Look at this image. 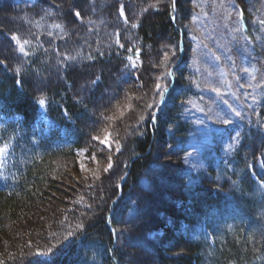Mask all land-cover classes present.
I'll return each instance as SVG.
<instances>
[{
  "label": "trees",
  "instance_id": "16d2710c",
  "mask_svg": "<svg viewBox=\"0 0 264 264\" xmlns=\"http://www.w3.org/2000/svg\"><path fill=\"white\" fill-rule=\"evenodd\" d=\"M226 3L236 17L238 7L243 13L251 35L244 46L251 55L244 61L253 66L261 55L264 59V0H0V146L7 145L9 153L13 145L18 159L15 152L26 157L25 144H40L28 153L35 161L15 187L0 193V264H56L65 250L58 264H264V186L247 171L233 183L219 167L223 174L216 179L225 185L215 192L202 173L186 172L189 160L199 162L187 157L190 135L200 133L193 111L205 112L202 99L211 87L204 83L212 80L192 66L204 65L206 74L210 66L220 74L214 68L218 56L224 61L236 54L237 43L214 35L219 36L210 42L215 56L208 51L200 59L193 50L209 41L204 33L189 35L185 24L210 22L208 13H223ZM13 35L28 41L27 55ZM180 46L174 85L153 121L160 99L155 85L169 82ZM129 49L139 52L136 67L127 61ZM255 71L251 67L254 109L241 111L243 125L234 129V153L243 166L264 155V87L259 86L264 71ZM104 89L112 93L104 95ZM41 98L53 125L40 120ZM206 110L218 114L220 108ZM14 112L25 118L8 119ZM106 125L111 147L93 139ZM83 148L94 159L89 176L79 179L76 151ZM109 158L113 167L105 171ZM163 177L175 185L164 189ZM160 221L162 234L149 237ZM78 224L83 229L77 230ZM205 229L215 237L209 239ZM69 232L80 237L77 245L68 242ZM179 244L183 249L174 255Z\"/></svg>",
  "mask_w": 264,
  "mask_h": 264
},
{
  "label": "rangeland",
  "instance_id": "374dc122",
  "mask_svg": "<svg viewBox=\"0 0 264 264\" xmlns=\"http://www.w3.org/2000/svg\"><path fill=\"white\" fill-rule=\"evenodd\" d=\"M222 7L224 8L223 13L218 14L216 10H213V13L215 14H209L208 16H211V18H208V21L210 20V22H207L204 20V22L199 19L198 22L197 21H192L191 22H186L185 24V29L188 32L189 35L196 36L198 35H202V33H204V36H206L203 39H207L209 41V43H205L204 45L201 46V48L199 47L198 51L197 50H193L195 54H199V58L201 59V57L204 55L206 56V54L208 53V51L210 52L211 56H215V52H214V48H212L213 46L210 45L211 39L214 35H219L222 36L223 38H237V40L239 41V43L242 41L241 39H247L248 37L247 35L243 36V38L240 36L239 31H238V24H237V17H236V9H234L232 7V5L230 4H222ZM261 15L264 16V9H262V13ZM214 18V20H213ZM203 23V24H202ZM211 27V28H209ZM202 36V37H204ZM219 36H214L216 38H218ZM201 37V38H202ZM211 49V50H210ZM135 55V54H134ZM208 55V54H207ZM131 57V56H130ZM132 59L129 60V62L131 63V66H137L139 64V60L138 57H131ZM217 61L219 62V65H221L222 69H221V73L227 74L228 72V76L225 78L224 84L221 85V82H217L216 83V77L219 75H213L212 72L209 71V68L206 69V71L209 72L211 79L213 80V84L211 80H208L204 83V85L211 87V89H208L209 92H211V95L214 99H215V103L211 102V99H209L208 97H204L202 99V101H204L206 103V107L210 108L211 106H213V108L219 107L220 110H218V114L217 113H213L211 110L210 111H206L207 114H209V117L211 118V120H207V125L206 127L208 128V130H210V132L212 133H216L220 132V134H217V137H224L226 134V130H228L229 128L232 127V122L234 124L237 123L238 126H241L243 124H241V118H242V112H248L249 110L254 109L253 106L251 107V99L253 100V93L251 92V88L253 87L251 85V83L254 82V79L252 80L251 78V67L255 68L256 71L255 73H259L262 74L264 71V59H263V55H261L257 60L253 61V66H251V62L248 64L249 68H245L244 65H236V67H230L231 69H228V67H224L226 63L228 65V63H233L232 61H222L220 56H218ZM218 65V66H219ZM198 67H201V70H203L204 66L202 67L200 64L197 63ZM220 67V66H219ZM243 69H248V72H244ZM84 70V69H83ZM194 71V70H193ZM198 75L202 77H206L205 75V71H197ZM257 75V74H256ZM256 80V77H255ZM220 85V86H219ZM227 86V88H226ZM264 87L263 85H259ZM218 88H224L222 90V92H217L214 91V89L218 90ZM116 89V88H113ZM224 90H230V92H225ZM104 95H106L105 93H112L111 90H107L104 89L103 91ZM221 93V94H220ZM252 93V94H251ZM230 94V95H229ZM197 104V103H196ZM248 105V110L242 108L240 109V105ZM225 106V110H221V108ZM110 111V110H109ZM237 113H239V115H237ZM234 119V120H233ZM224 120H228L230 121V123L225 124L223 123ZM246 124H250L251 125V121H246ZM110 128L111 125H106L103 127H100L98 130H96L95 132V137H99L98 141L99 143H101V140H104L106 137H109V132H110ZM111 135H110V139H111ZM210 146H208V149L211 151L212 150V155L215 158L216 161H219L220 159V155L217 153V150L215 148H213L214 146V141L211 139L209 141ZM105 145V144H103ZM107 146V145H105ZM89 149V148H88ZM88 149H84L83 151L80 150L79 152H77V157H76V164L78 166L79 172L74 173L77 175V178L82 177L81 175H86L89 176V173H91V167L90 165L93 164L91 162V159H94V156H92L90 158V154L87 155L88 153H90L88 151ZM93 149V148H92ZM88 151L87 154L85 153V151ZM107 157H110V154H106ZM105 156V158H107ZM90 163V164H89ZM98 162H95V164H97ZM99 163H102V160L99 161ZM257 163L259 166H261L263 168V172H264V162H262L261 159L257 160ZM247 169H248V173L250 175V177H252V179H255L256 176L253 173L254 172V168L252 166V164H248L247 165ZM69 170V169H67ZM189 171L191 172H197V168L194 167L193 165H191L189 167ZM234 169L233 168H229L228 170V174L227 176L229 178H233L235 176L234 173ZM240 172V171H238ZM165 178V179H164ZM80 179V178H79ZM163 179L165 181L162 182V185L164 186V189H167L169 187L173 185H175V182L173 180H168L167 177H163ZM162 179V180H163ZM68 182H70L68 180ZM258 182H260L258 180ZM212 183V185H211ZM209 186L213 189V190H218L221 189V187L219 185L216 184L215 181H212L209 183ZM162 189L165 193V190ZM171 193L170 190L166 191V194ZM66 196V194H65ZM165 197V196H164ZM161 198L160 197V201H166V197L165 198ZM60 198V196H59ZM160 201H157L158 203ZM157 202H153L154 204H158ZM161 203V202H160ZM67 207V206H66ZM30 225V224H29ZM33 225V224H32ZM158 228L157 225H153L152 228Z\"/></svg>",
  "mask_w": 264,
  "mask_h": 264
},
{
  "label": "snow or ice",
  "instance_id": "6c2138e0",
  "mask_svg": "<svg viewBox=\"0 0 264 264\" xmlns=\"http://www.w3.org/2000/svg\"><path fill=\"white\" fill-rule=\"evenodd\" d=\"M173 4H175V0H173ZM119 11H120V15L121 16H124L125 15L123 6H121V8H120ZM74 16L76 18H80L81 17V12L80 11H75L74 12ZM125 21L127 22V18L126 17H125ZM135 26L136 25H133V27H135ZM56 27H59V25H57ZM11 40L12 41H15V43L17 45H19V51L20 52H22L25 55H27V53L24 52V44H27L28 43L27 40H25V41H23V43H21L20 39L17 36H15V35H13L11 37ZM121 46H123V45H121ZM131 59L132 58L129 57V60H131ZM3 64H4V61L3 60H0V65H3ZM243 71L244 72H248V69H243ZM167 75H171V73H167ZM253 79H255L254 76H253ZM17 83H20V81H17ZM92 83H95V81H92ZM166 87H167L166 85H163L162 86L160 83H157L155 85V90H156L157 94L161 97V100L163 99V95H164V91L166 90ZM214 91H218V90L214 89ZM38 103H39V105L44 106L45 105V100L41 98V99L38 100ZM152 106L153 105H148V107H152ZM237 115H239V113H237ZM140 119L143 120L144 117L141 116ZM151 119L153 121H155L156 118L154 116H152ZM223 123L228 124V123H230V121L224 120ZM93 139L99 140L100 138L99 137H93ZM100 142L102 144L107 145L108 147H111L110 134H109V137H106L104 140H101ZM6 150H7V145H4L3 147H0V155H3L6 152ZM117 151H119V148H117ZM112 167H113V165L111 163V159L109 158L108 167L105 169V171H108V169H111ZM76 227H77V230H81V229H83L84 226L82 224H78ZM68 235L69 236H72L73 233L72 232H69ZM48 251H51V249H48Z\"/></svg>",
  "mask_w": 264,
  "mask_h": 264
}]
</instances>
